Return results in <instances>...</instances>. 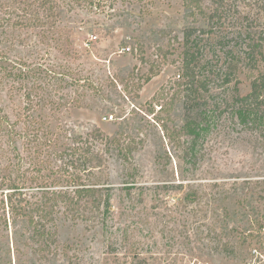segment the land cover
I'll return each mask as SVG.
<instances>
[{
    "label": "rangeland",
    "instance_id": "374dc122",
    "mask_svg": "<svg viewBox=\"0 0 264 264\" xmlns=\"http://www.w3.org/2000/svg\"><path fill=\"white\" fill-rule=\"evenodd\" d=\"M68 1L74 8L61 15L52 39L35 29L0 30L1 106L12 120H23L30 102L32 117L51 133L84 135L98 127L111 136L126 128L144 142L133 152L134 172L116 149L108 156L113 213L103 223L90 227L58 215L52 228L57 254L47 259L31 246L6 252L11 232L0 230V264H264V234L257 239L249 229L252 206L264 211V204L245 203L233 184L264 177V132L242 123L233 106L209 107V129L195 147L204 158L193 164L160 126L181 125L184 118L176 83L182 79L185 27H205L194 42L197 57L209 59L205 70L218 72L224 54L235 49L226 54L237 66L223 99L231 103L234 89L240 96L250 91L264 65L252 67L238 51L248 43L247 32L264 27V2L202 0L205 10L221 11L219 19L202 23L186 14L183 0ZM16 62L25 73L14 81L3 69ZM151 66L156 74L137 89ZM74 78L84 84H72ZM179 183L203 194L192 212L180 205ZM243 204L248 219L239 214Z\"/></svg>",
    "mask_w": 264,
    "mask_h": 264
},
{
    "label": "trees",
    "instance_id": "16d2710c",
    "mask_svg": "<svg viewBox=\"0 0 264 264\" xmlns=\"http://www.w3.org/2000/svg\"><path fill=\"white\" fill-rule=\"evenodd\" d=\"M71 1L78 5L80 2H94ZM183 4L193 22L212 23L220 18V8L207 11L202 6V0H183ZM73 8L68 0H0V30L35 29L45 39H52L59 33L61 15ZM200 31L204 32L205 27H185L183 31L182 74H178L182 79L176 83L184 111L182 124L174 123V127L164 121L160 124L170 144L182 150L181 158L193 164L204 158V153H197L195 147L200 134L209 129L206 115L210 108L217 110L224 104L226 108L233 106L242 123L251 122L255 130L264 132V72L253 77L247 94L240 96L235 89L231 91V103H228L222 96L230 88L231 74L237 65L232 66L226 54L235 52V49L230 47L224 54L218 72L205 70L209 59L197 57L194 48ZM7 35L13 38L12 33ZM247 35L248 43L238 51V55L245 56L252 67L257 62L264 65V27L249 31ZM137 50L143 53L142 46H138ZM16 63L9 69H3L4 75L14 81L25 73L20 63ZM155 74L151 66L138 79L136 88H141ZM78 78L72 79V84H84ZM218 79H221L220 83H210ZM29 104L24 107L23 120L21 117L12 120L0 104V230L11 232V245L7 244L6 252L10 251V247L19 251L21 245L31 246L34 254L47 259L48 253L57 254L56 231L52 228L58 215L94 227L113 213L110 203L112 186L106 171L108 156L113 148L116 149L134 172L133 152L143 144L144 139L130 137L126 128L111 136L98 127L84 135L65 130L51 133L32 117ZM159 109L163 111L165 107L160 105ZM188 136L189 141L186 139ZM187 141L190 145H186ZM233 184H237L236 189L239 188L245 203L264 204V177L243 179ZM192 186L184 183L177 185L183 191L180 205L188 213L194 211L203 198L199 187ZM189 204L194 205L188 209ZM252 207L249 229L259 239L264 234V211L259 206ZM239 210H242L239 214L247 218L249 212L244 204Z\"/></svg>",
    "mask_w": 264,
    "mask_h": 264
},
{
    "label": "built area",
    "instance_id": "2783aa9c",
    "mask_svg": "<svg viewBox=\"0 0 264 264\" xmlns=\"http://www.w3.org/2000/svg\"><path fill=\"white\" fill-rule=\"evenodd\" d=\"M125 49H126V50H128V51L130 50V48H129V47H127V48H125ZM178 76H179V75H178ZM111 117H112V116L110 115V118H111Z\"/></svg>",
    "mask_w": 264,
    "mask_h": 264
}]
</instances>
